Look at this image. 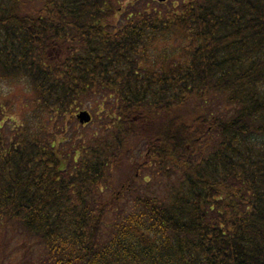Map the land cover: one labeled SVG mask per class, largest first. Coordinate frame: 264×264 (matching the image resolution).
Instances as JSON below:
<instances>
[{
  "label": "trees",
  "instance_id": "trees-1",
  "mask_svg": "<svg viewBox=\"0 0 264 264\" xmlns=\"http://www.w3.org/2000/svg\"><path fill=\"white\" fill-rule=\"evenodd\" d=\"M117 4L0 0V264H264V0Z\"/></svg>",
  "mask_w": 264,
  "mask_h": 264
},
{
  "label": "rangeland",
  "instance_id": "rangeland-1",
  "mask_svg": "<svg viewBox=\"0 0 264 264\" xmlns=\"http://www.w3.org/2000/svg\"><path fill=\"white\" fill-rule=\"evenodd\" d=\"M113 1L115 3L118 2L117 5L123 6V7L129 6L134 2V4H138V5H141L143 7H146L147 8L146 10H151L150 7H152L153 5H155V6L157 5L155 3H152L151 0H113ZM168 1L171 5L177 6L182 1L188 2L189 0H168ZM158 4L160 6H162L161 5L162 3L161 4L158 3ZM157 8L158 7H156L155 9H157ZM175 43H177V41ZM5 83H4L3 87H4V91L8 92L7 98L9 99V102H8L9 104L7 106V113L13 119L19 120L22 118V115L25 112H27L31 109L30 107H27L25 105L30 100L29 92L26 90L25 86L23 88V86L17 81H13L12 83L11 82H7L6 84ZM83 110H86V109H83ZM76 114L77 113H75V115ZM76 121L77 120H75V122ZM77 125L81 126V124H79L78 122H77Z\"/></svg>",
  "mask_w": 264,
  "mask_h": 264
},
{
  "label": "water",
  "instance_id": "water-1",
  "mask_svg": "<svg viewBox=\"0 0 264 264\" xmlns=\"http://www.w3.org/2000/svg\"><path fill=\"white\" fill-rule=\"evenodd\" d=\"M159 1H164V0H159ZM77 118H78L79 122L81 124H83V123L89 122L90 119H91V116H90V114L87 111H80L77 114Z\"/></svg>",
  "mask_w": 264,
  "mask_h": 264
},
{
  "label": "bare ground",
  "instance_id": "bare-ground-1",
  "mask_svg": "<svg viewBox=\"0 0 264 264\" xmlns=\"http://www.w3.org/2000/svg\"><path fill=\"white\" fill-rule=\"evenodd\" d=\"M163 3H164V5H171L168 0H164ZM171 6H173V5H171Z\"/></svg>",
  "mask_w": 264,
  "mask_h": 264
},
{
  "label": "flooded vegetation",
  "instance_id": "flooded-vegetation-1",
  "mask_svg": "<svg viewBox=\"0 0 264 264\" xmlns=\"http://www.w3.org/2000/svg\"><path fill=\"white\" fill-rule=\"evenodd\" d=\"M153 1L158 2V1H156V0H153Z\"/></svg>",
  "mask_w": 264,
  "mask_h": 264
}]
</instances>
